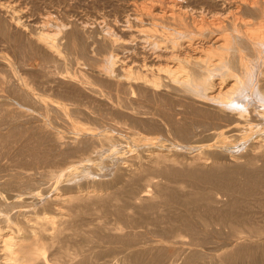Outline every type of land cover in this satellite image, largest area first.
I'll list each match as a JSON object with an SVG mask.
<instances>
[{"label":"bare ground","instance_id":"6f19581e","mask_svg":"<svg viewBox=\"0 0 264 264\" xmlns=\"http://www.w3.org/2000/svg\"><path fill=\"white\" fill-rule=\"evenodd\" d=\"M0 264H264V0H0Z\"/></svg>","mask_w":264,"mask_h":264},{"label":"rangeland","instance_id":"374dc122","mask_svg":"<svg viewBox=\"0 0 264 264\" xmlns=\"http://www.w3.org/2000/svg\"><path fill=\"white\" fill-rule=\"evenodd\" d=\"M102 11H107L108 12V10H105V9H103ZM89 12H91V11H89ZM98 15H100V14H98ZM108 19H110V18H108Z\"/></svg>","mask_w":264,"mask_h":264}]
</instances>
